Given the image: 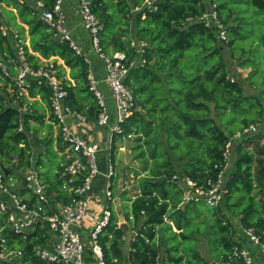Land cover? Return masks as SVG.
Wrapping results in <instances>:
<instances>
[{"label": "trees", "instance_id": "trees-1", "mask_svg": "<svg viewBox=\"0 0 264 264\" xmlns=\"http://www.w3.org/2000/svg\"><path fill=\"white\" fill-rule=\"evenodd\" d=\"M144 2L91 0L92 12L104 25L105 54L122 53L127 64L135 63L125 84L134 95L136 108L114 134L110 150L115 166L120 145L129 142L139 165L129 168L133 195L128 191L122 194L129 204L125 217L133 235L127 236L129 232L119 226L112 209L110 225L101 237L106 264H161V260L164 264L163 255L169 264H211L194 246L185 251L188 263H182L181 243L176 240L188 241L197 234L213 238L219 249L210 246L212 253L226 263L233 248L243 244L240 228L254 229L264 236V146L256 141L261 138L247 137L238 143L237 160L227 174V193L221 206L209 207L204 201L183 204L184 182L190 179L207 188L223 171L224 154L234 135L257 125L264 116V0H209L217 5L219 22L227 32L225 42H219L215 32L201 21L208 10L204 0H153L150 9ZM38 3L52 10L56 0H0L12 8L5 10L9 25L0 14V56L9 58L15 42L21 41L35 69L44 65L41 59L52 61L68 92L67 105L96 124L102 108L90 90L86 56L54 37L40 19ZM135 7L141 8L134 11ZM5 26L15 30L17 38L13 33L4 36ZM133 41L147 43L143 53ZM226 51L236 59L239 69L249 70L247 82L259 95L247 94L244 84L231 76ZM11 89L16 88L0 70V174L7 183L11 179L21 182L22 173L32 166L33 145L41 142L31 121L43 123L41 115H21L12 104ZM28 94L40 97L51 110V92L46 86L34 83ZM53 119L56 121L52 114ZM21 124L26 132L19 131ZM29 131L34 132L32 139ZM43 144L45 153L40 155L37 168L52 202L68 204L74 196L63 189L61 162L51 142ZM162 178L167 181L159 184ZM116 182L114 177L113 191ZM195 225L198 228L194 230ZM203 226L210 234L202 231ZM190 228L193 233L187 235ZM36 236L25 242L4 232L7 247L24 252L21 264H44L33 251L34 245L44 242ZM215 253L220 254L216 257Z\"/></svg>", "mask_w": 264, "mask_h": 264}, {"label": "built area", "instance_id": "built-area-1", "mask_svg": "<svg viewBox=\"0 0 264 264\" xmlns=\"http://www.w3.org/2000/svg\"><path fill=\"white\" fill-rule=\"evenodd\" d=\"M67 1L75 3L82 26L89 35L91 49L100 57L105 67L104 82L110 90L114 113V124L108 140V156L102 159L108 169L105 173L101 169L100 144L78 131L79 125L87 123V119L82 113L72 110L67 105L68 92L63 81L57 76L56 66L52 61L44 60V65L35 69L29 62L25 44L16 41L13 54L9 58L0 56L1 73L16 88L11 89L14 97L12 104L19 109L21 115L30 114L33 112L32 98L28 94L30 87L34 83H39L50 90L52 114L65 146L63 152L65 162L62 164L60 180L64 182L63 189L74 197L68 204L52 202L37 168L38 159L35 156L32 158V166L22 175L21 189L18 182L11 179L7 183L0 174V264H21L17 261L24 256L22 250H10L7 247L5 231L19 236L25 242L32 235L44 239V242L37 243L33 248L35 256L44 264H106L101 237L110 225L115 201L113 178L116 174L110 155L111 143L114 134L120 132L122 124L136 108L134 95L125 84L135 63L127 64L122 53L105 54L102 46L104 25L92 12L91 0H56L52 10H46L42 3H38L41 10L40 19L54 32V37L58 41L68 42L78 55L85 56L67 27L68 19L64 10ZM152 4L153 0L144 2L148 9ZM140 8L135 7L134 11H139ZM201 21L215 32L219 42L227 41V32L219 22L216 4H210ZM2 31L4 36L13 33L17 38V32L11 27L5 26ZM132 45L143 53L147 43L133 41ZM87 62L90 66L88 59ZM238 72L243 73L241 69ZM88 80L90 90L102 108L95 125L108 127L111 123L110 108L91 68ZM258 129V124L251 125L234 135L224 154L226 165L223 171L216 180L208 182L207 188L186 179L183 204L204 201L209 207L221 206L227 193L226 181L232 140L242 142ZM19 131L26 132L23 124L19 126ZM27 135L32 139L34 132L29 131ZM125 189L129 190L130 184L127 183ZM96 190L100 194H93ZM98 197L100 199H96ZM173 229L178 232L174 227ZM239 236L240 242L244 245H236L230 260L224 264H261L258 257L264 256V236L254 229L244 228L239 229ZM123 240L128 239L123 237Z\"/></svg>", "mask_w": 264, "mask_h": 264}, {"label": "rangeland", "instance_id": "rangeland-1", "mask_svg": "<svg viewBox=\"0 0 264 264\" xmlns=\"http://www.w3.org/2000/svg\"><path fill=\"white\" fill-rule=\"evenodd\" d=\"M5 10L6 11H12V8H7L4 4H0V14H1V17L3 19V22L5 24L9 25L10 24V16L8 14H6ZM82 33L85 34L83 30H82ZM226 61H227L228 66H229V72H230L231 76L234 77L236 80L241 81L244 84V86L246 88V93L259 95V91H255V89L252 87V85L247 82L249 70H242L241 69L243 71V73L240 74L238 72L239 68L237 66L236 59H233L228 51H226ZM91 68L93 69L95 77L103 76V73H104L103 72L104 71L103 65H101V64L98 65V64L92 63ZM257 124L259 125L258 131L256 133L252 134L250 136V138L251 139L257 138V137L261 138V140H256V141L259 143L260 146H264V116L260 120V122ZM99 132H101V137L98 138L96 140V142H98L100 144V148L102 149L100 155L102 156V159H104V156H106V157L108 156V149H107L108 148V139L110 138L111 130H109V127H99ZM238 143H239V141H236L234 139L232 140V147L230 149L231 157L229 160V172L228 173H230V171L234 167L235 161L237 160L236 148L238 146ZM37 145H39V143ZM120 147L121 148L116 153V164L114 166L115 174H116L115 177H117V182H116L115 190H114L115 201L113 203V211L117 214V216L119 218V226L126 224V227L128 229V232H129V234L127 236H131V235H133L132 225L126 220V217H125L126 213L129 211V207H128L129 204H128V202H126L124 200L122 194L125 191H128L129 195H133V190H132V188H134L133 185L130 184L129 190L125 189V187H126L127 183H130V182L132 183V180H131L132 176H131V172H129V168H139V165H138V162L134 160L132 151L129 149V147H130L129 142L122 143L120 145ZM40 148H42L43 151H45V147L41 146ZM33 155L34 156L38 155V151L36 149L34 150ZM61 158H63V157H61ZM100 165H101V169H103L105 172H107L108 167H107L106 163L103 162V160H100ZM22 175H23V173H22ZM18 187L20 189L22 188V181L18 182ZM97 188H98V185L96 186V189ZM93 194H100V193L96 190V191H94ZM96 199H100V197H98ZM197 228L198 227L195 225L194 230ZM202 231L203 232L207 231L210 234V231L207 229L206 226H203ZM192 233H193L192 228H190L186 232L187 235H191ZM195 239L192 238V239H189L188 241H184L183 239L178 238L176 240V243H181L179 253H180V256L183 257L182 263H188V260H189L188 253L185 251L191 250L194 246L195 250L198 252L200 257L205 259V261H207L211 264H224L223 262L216 260L214 253H212V251L210 249V246L212 248H215L216 250L219 249L216 243H214V244L212 243L213 238L207 239L204 236L197 234V235H195ZM216 246H217V248H216ZM87 248H89V245H87ZM87 254H88V252H87ZM219 254L217 253L216 257H218ZM17 262L19 263L20 260H18ZM163 263L169 264L167 255H163ZM161 264H162V260H161Z\"/></svg>", "mask_w": 264, "mask_h": 264}, {"label": "crops", "instance_id": "crops-1", "mask_svg": "<svg viewBox=\"0 0 264 264\" xmlns=\"http://www.w3.org/2000/svg\"><path fill=\"white\" fill-rule=\"evenodd\" d=\"M204 1L206 2V4L209 7L211 4L209 2V0H204ZM64 10L67 14V19H68L67 27L71 31L73 37L76 39V41L78 42L80 47L83 49V53L86 56V58L90 61V68H91L92 63L98 64V65H100V64L103 65V70H104L103 76L95 77L92 68H91V70H92L93 76L99 82L100 90L104 93V95L107 99V102H108V105L110 108V112H111V123L109 124L108 127H109V130H111L112 125L114 124V113H113V108H112L113 103H112L110 90L104 82L106 72H105V67H104L103 61L91 49L90 41H89V35L84 30V28L82 26L81 17L78 14V12L76 11L75 3L72 1H67L64 4ZM82 30L84 31V33L86 35L82 33ZM26 44L29 45V38L27 39ZM41 61H44V60L41 59ZM59 63L63 65L62 61H59ZM31 104H32V108H33L32 113H34L35 116H40V115L43 116V119H42L43 123H38L35 120L31 121L33 131L37 133V138L41 142L40 143L41 145H35L34 144V146H33L38 151V155H35V157L39 160L40 155L45 153V151H43V149L40 147L41 146L45 147L43 142L50 141L52 149L58 155L57 160H59L61 162V165H62L65 162V157L63 155V152L65 150V146H64L62 139H60L61 138L60 129H59L56 121L54 119L52 120V112H51L49 106H47L41 100L40 97L32 98ZM78 131L92 141H96L98 138L101 137V132H99V127H97L95 124H92L89 122L82 124V125H79ZM61 157H63V158H61ZM100 160H102L101 155H100ZM102 171H103V173H105V171L103 169H102ZM43 182H44V180H43ZM258 259L260 260L261 264H264V256H259Z\"/></svg>", "mask_w": 264, "mask_h": 264}, {"label": "water", "instance_id": "water-1", "mask_svg": "<svg viewBox=\"0 0 264 264\" xmlns=\"http://www.w3.org/2000/svg\"><path fill=\"white\" fill-rule=\"evenodd\" d=\"M3 172H5V173H6V176H8L9 173H7V172L5 171V169H3ZM166 181H167L166 178H162V179L158 180L157 182H158L159 184H162L163 182H166ZM121 228L123 229L124 232H128V229H127V227H126V224H123Z\"/></svg>", "mask_w": 264, "mask_h": 264}]
</instances>
